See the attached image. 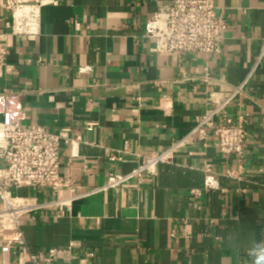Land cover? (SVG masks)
Wrapping results in <instances>:
<instances>
[{
    "label": "crops",
    "instance_id": "crops-1",
    "mask_svg": "<svg viewBox=\"0 0 264 264\" xmlns=\"http://www.w3.org/2000/svg\"><path fill=\"white\" fill-rule=\"evenodd\" d=\"M19 1L39 7V32L33 40L10 34L0 0L12 67L0 70V93L20 94L25 124L70 129L60 171L72 186L12 193L39 203L81 195L64 216L49 209L21 221L31 253L58 250L68 264H251L249 248L264 239V0H211L228 23L222 52L182 59L158 53L145 36L149 17L173 0ZM248 78L227 108L248 120L241 163L219 152L210 131L141 189L100 190L110 174H129L140 156L188 137L212 111V93L227 98ZM208 165L213 191L204 190ZM8 234L0 232V264ZM19 259L13 248L7 264Z\"/></svg>",
    "mask_w": 264,
    "mask_h": 264
},
{
    "label": "built area",
    "instance_id": "built-area-1",
    "mask_svg": "<svg viewBox=\"0 0 264 264\" xmlns=\"http://www.w3.org/2000/svg\"><path fill=\"white\" fill-rule=\"evenodd\" d=\"M1 6L11 15V21L5 24L10 34L26 36L30 40L36 38L41 13L37 5H25L19 0H4ZM227 31V20L218 15L211 0H173L171 5L158 7L145 25V36L155 43L158 53L181 59L186 55H220ZM3 37L0 34V70L9 72L12 69L7 65L9 49L4 45ZM249 78L235 87L227 98L220 100L215 97L216 93H212V111L198 119L194 131L188 137L174 142L158 154L140 156L141 164L129 174H110L107 184L100 190L119 191L129 185L137 190L141 189L148 177L157 174L158 166L174 164L177 153L207 139L210 131H213L217 139L219 152L225 156H236L241 163L249 135L248 120L244 115L234 120L227 116V108L243 94ZM217 116L221 120L215 122ZM24 121L20 94L0 93V232H7L9 236L6 237H13L5 239L1 246L5 257L3 264H7L13 248H16L21 264H68L60 261L58 250H50L44 254L31 253L20 224L27 217L36 220L35 214L42 210L57 209L64 216L81 195L39 203L32 198L15 196L12 190L58 193L60 189L71 187V180H64L60 171L61 146L63 143L72 144L69 137L71 131L65 128L59 133H51L42 126L28 125ZM93 128L94 124L86 126L87 130ZM205 171L207 178L204 190L217 189L218 182L211 166L208 165ZM227 176L235 177L233 172H228Z\"/></svg>",
    "mask_w": 264,
    "mask_h": 264
},
{
    "label": "clouds",
    "instance_id": "clouds-1",
    "mask_svg": "<svg viewBox=\"0 0 264 264\" xmlns=\"http://www.w3.org/2000/svg\"><path fill=\"white\" fill-rule=\"evenodd\" d=\"M251 264H264V239L253 241L248 250Z\"/></svg>",
    "mask_w": 264,
    "mask_h": 264
}]
</instances>
